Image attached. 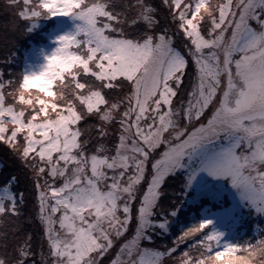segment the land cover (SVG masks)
<instances>
[{
	"label": "snow or ice",
	"instance_id": "6c2138e0",
	"mask_svg": "<svg viewBox=\"0 0 264 264\" xmlns=\"http://www.w3.org/2000/svg\"><path fill=\"white\" fill-rule=\"evenodd\" d=\"M0 15V264H264V230H174L186 201L223 199L202 176L264 217V0H4ZM53 18L73 27L39 70L9 67Z\"/></svg>",
	"mask_w": 264,
	"mask_h": 264
},
{
	"label": "rangeland",
	"instance_id": "374dc122",
	"mask_svg": "<svg viewBox=\"0 0 264 264\" xmlns=\"http://www.w3.org/2000/svg\"><path fill=\"white\" fill-rule=\"evenodd\" d=\"M73 27V23L68 18H57V23L53 29H49L50 31L45 33L44 40L40 43H37L38 34H28L26 35L28 41V47H30L25 53V59L20 66V71L22 69L28 68L29 65L33 70H39V66L44 63L42 53L50 54L54 48L56 47L55 43H53L55 37L57 35L63 34L66 31L71 30ZM20 43V38L18 39L17 44ZM6 55V50L3 46V41L0 40V59H3ZM2 66V65H1ZM11 67V66H9ZM3 152L0 151V163L4 161ZM7 171H13L11 164H5ZM202 180L208 183H213L214 185H221L224 195V203L229 202L230 204L226 207L221 206L218 208H212L211 205H205V207L201 211V220L202 219H212L214 221L213 228L217 231L224 233V241L226 242H243L244 234L243 222L246 220L248 223L251 222L254 224V228L252 229V234L257 231L262 230L264 227V217H259L253 215L249 212L248 209L242 207L238 202V198L236 197L234 191L230 188L227 180L224 181H212L211 178L202 176ZM176 187V186H173ZM227 198V199H225ZM187 207V206H186ZM184 207L182 209L183 220L180 222L181 224L176 227L175 232H179L181 228H186L191 226L196 221V213H192L193 210L186 209ZM245 219V220H244ZM200 221V220H199ZM262 224V225H261ZM264 230V228H263Z\"/></svg>",
	"mask_w": 264,
	"mask_h": 264
},
{
	"label": "trees",
	"instance_id": "16d2710c",
	"mask_svg": "<svg viewBox=\"0 0 264 264\" xmlns=\"http://www.w3.org/2000/svg\"><path fill=\"white\" fill-rule=\"evenodd\" d=\"M3 2H4V0H0V8H2ZM3 19H5V17L3 15H0V21H3ZM56 23H57V18L43 19V20H41L39 22V27L34 32L31 33V34H38L37 43H40V42H42L44 40L45 33L50 31L51 29H53L54 26L56 25ZM27 40L28 39H27L26 35L20 37V43H18L16 48H15V52H16L15 63L10 65V66L16 72L20 71V66L23 63L24 59H25V53L30 48V47L27 48V46H28V41ZM225 199H227V198H225ZM223 203H224V198L220 199V200H217V201L202 200V201H198L196 203H191V202H187L186 201V206H187L186 209L188 208L189 210H193L192 213L193 212L196 213V216H197L196 217V221L199 222V220H200V211H202V209L205 207L206 204L207 205H211L212 208H218V207H221V206H224V207L226 206L227 207L230 204L229 202H226V204H223ZM182 220H183V215H180L178 217V219L176 220L175 224H174V229H176V227L181 224L180 222ZM243 228L245 229L244 230V234H246L243 237V241L254 238V236L252 234V229L254 228V224H252L249 221L247 223L246 220H245L243 222ZM263 228H262V230H263ZM176 233H178V232H176Z\"/></svg>",
	"mask_w": 264,
	"mask_h": 264
}]
</instances>
